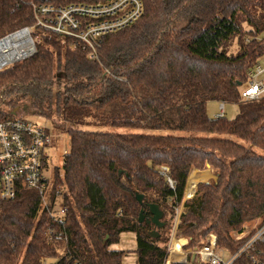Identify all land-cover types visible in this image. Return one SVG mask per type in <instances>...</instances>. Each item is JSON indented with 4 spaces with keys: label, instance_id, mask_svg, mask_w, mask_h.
<instances>
[{
    "label": "trees",
    "instance_id": "trees-1",
    "mask_svg": "<svg viewBox=\"0 0 264 264\" xmlns=\"http://www.w3.org/2000/svg\"><path fill=\"white\" fill-rule=\"evenodd\" d=\"M29 1L13 12V0H0V39L34 27ZM142 2L143 17L104 37L97 60L37 28V53L0 71V121L30 99L47 119L55 113L79 127L68 130L70 151L56 171L67 195L69 244L48 240L40 196L26 189L0 205V264H52L67 250L81 264H122L128 253L110 247L124 233L137 237V264H171L170 233L182 205L177 230L187 249L214 234L218 248L235 253L243 242L234 234L264 222V100L240 94L264 55V0ZM214 101L237 104L239 114L210 117ZM209 168L218 181L199 183ZM192 171L198 198L184 203ZM152 205L163 213L162 227L151 223ZM235 264L261 263L241 257Z\"/></svg>",
    "mask_w": 264,
    "mask_h": 264
},
{
    "label": "built area",
    "instance_id": "built-area-1",
    "mask_svg": "<svg viewBox=\"0 0 264 264\" xmlns=\"http://www.w3.org/2000/svg\"><path fill=\"white\" fill-rule=\"evenodd\" d=\"M26 2L13 0L12 11L17 12ZM29 4L35 25L0 39V71L36 54L33 33L37 28L71 40L72 48L83 46L89 58L97 60L104 37L126 30L144 15L142 0H30ZM27 40L33 45V53L17 62H7L5 56L14 50H22ZM258 40L264 41V33ZM240 94L241 100L245 102L264 100V55L248 71ZM225 114V105L222 103L215 118L224 117ZM52 146V135L47 127L19 116L0 121V205L17 199L26 189L37 192L40 196V213L47 217L45 236L50 242H63L67 246L66 221L69 208L66 190L58 183L56 168L52 167ZM168 170L167 167L161 168L164 175ZM169 182L173 187V183ZM197 198L186 197V200ZM234 238L237 242H243L235 253L218 248L217 237L210 234L202 245L186 253L184 262L179 263L187 264L188 255H195L200 264H235L241 257L264 264V222L251 232L243 230L234 234ZM227 255L229 258H226ZM55 261L52 264L61 261L81 264L68 250Z\"/></svg>",
    "mask_w": 264,
    "mask_h": 264
},
{
    "label": "rangeland",
    "instance_id": "rangeland-1",
    "mask_svg": "<svg viewBox=\"0 0 264 264\" xmlns=\"http://www.w3.org/2000/svg\"><path fill=\"white\" fill-rule=\"evenodd\" d=\"M238 49L239 48H238L237 43H234L232 45V47L230 48V52L236 53V52H238ZM26 102H27L26 106H22L21 108H18V109L17 108L16 109L10 108L8 110H9V112L13 113L16 116L27 118L28 120H31L33 122L40 124L41 126L48 128V130L50 131V133L52 135V139H53L52 167H55L56 171L57 170L61 171L63 169V165H64L65 154L70 151V136H69L68 130L69 129H77L79 127L67 125L63 121L62 116L58 117L55 113H54V116L52 119H47L46 117L41 115L40 110L33 109V107L31 105H28L29 103H31L30 99H28ZM221 104H222L221 102H216V101L208 103L207 110H208V114L210 117L215 118V116L219 113ZM224 105H225V113H226L225 117L228 120L235 119L236 116L239 114V106L237 104H226V103H224ZM5 109H7V108H5ZM105 130L106 131H114L111 128H107ZM115 130L119 133H130V132H132V130H129V129H115ZM209 169H208L209 171L206 170L209 172L207 179L205 181L202 180L199 183H215L218 181L219 171L214 169V170H216V172L218 174V178H216L215 181L213 182L211 175L214 172H213V170H211L212 168H209ZM56 171H55V175H56ZM206 171H202V172H206ZM199 172H201V171H199ZM191 175H193V174L191 173ZM60 176H63V174L61 173ZM190 181H191V183H190ZM188 185H189V190H190L189 197H191L194 193L193 189L197 185V180L195 179V176H192V180H191V178H189V180H188L186 191H185V196H184V203L187 201L186 200V192L188 190ZM197 190H198V186H197ZM185 211H186V209H185L184 205H182V207H180V209L178 210V214H177V218H176L174 228L170 233L171 237H170V242H169V248L171 251H172V244H173L174 238L175 237L181 238V236H180V234L176 228L179 225V220H180L181 214ZM260 223H262L261 220L248 222L247 224H245L243 226V230L251 232L254 229H256L260 225ZM181 239L187 241L186 246L183 248L184 252L186 254V253H188L189 250H192V249H190V248L187 249V247L189 245L188 239H186V238L185 239L181 238ZM137 244H138L137 243V237L135 234L124 233L120 237L119 243L112 245L110 247V250H112V251H126L128 253L127 256L123 259L122 264H137V256L134 253V251H136ZM170 250H169V255H170ZM182 253L183 252H181L180 254H182ZM171 256L173 257L175 263H179L176 261V258H175V257H177V259H179L178 254H171ZM187 258L188 259L186 260V263L188 264L190 261H192V256L188 255ZM226 258H229L228 255L226 256ZM55 262H56L55 259H52L49 262L47 261V263H55ZM197 264H200V263L198 262Z\"/></svg>",
    "mask_w": 264,
    "mask_h": 264
},
{
    "label": "bare ground",
    "instance_id": "bare-ground-1",
    "mask_svg": "<svg viewBox=\"0 0 264 264\" xmlns=\"http://www.w3.org/2000/svg\"><path fill=\"white\" fill-rule=\"evenodd\" d=\"M5 44H8V42H5ZM24 44L25 45H24L22 50L21 49L16 50V51L14 50V51H12L11 54L5 56L7 62H10V63L11 62H17V61L22 60L26 57H29L33 53V51H34L33 45L28 40L26 42H24ZM192 174L194 175V171L192 172ZM189 178H191V180H192V175H190ZM190 183H191V181H190ZM189 193H190V190L188 192H186L187 198L194 197V195H195L194 193L191 197H189ZM184 242H185V240L178 238V237H175L173 240L172 252L170 254H178L179 259H177V257H175L177 262H184L186 259V254L183 250ZM181 252H183V253L180 254ZM166 264H167V262H166Z\"/></svg>",
    "mask_w": 264,
    "mask_h": 264
},
{
    "label": "water",
    "instance_id": "water-1",
    "mask_svg": "<svg viewBox=\"0 0 264 264\" xmlns=\"http://www.w3.org/2000/svg\"><path fill=\"white\" fill-rule=\"evenodd\" d=\"M37 51V50H36ZM37 53V52H36ZM138 200L141 202L142 201V197L138 196ZM150 211L152 213V220L151 223L156 226V227H162L163 223L161 222L162 218H163V213L160 211L158 206L152 205L150 206ZM144 221V215L143 213H141L140 216V222ZM151 237L153 238H157L158 237V233L156 231H153L150 233ZM196 260V256H192V261L194 262Z\"/></svg>",
    "mask_w": 264,
    "mask_h": 264
},
{
    "label": "crops",
    "instance_id": "crops-1",
    "mask_svg": "<svg viewBox=\"0 0 264 264\" xmlns=\"http://www.w3.org/2000/svg\"><path fill=\"white\" fill-rule=\"evenodd\" d=\"M209 170H210V169H209ZM209 170H208V171H209ZM195 171H196V170H195ZM192 176H194V175H192ZM195 187H196V186H195ZM195 187H194V188H195ZM193 190H194V189H193ZM188 191H189V185H188V190H187V192H188ZM121 236H122V235H121ZM186 244H187V241L185 240V242H184L183 245H186ZM136 249H137V248H136ZM125 257H126V256H125Z\"/></svg>",
    "mask_w": 264,
    "mask_h": 264
}]
</instances>
